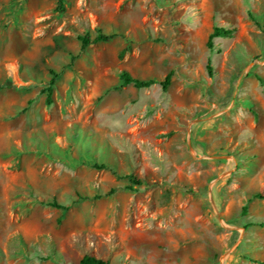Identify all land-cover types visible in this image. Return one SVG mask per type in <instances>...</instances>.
Segmentation results:
<instances>
[{
    "label": "rangeland",
    "instance_id": "1",
    "mask_svg": "<svg viewBox=\"0 0 264 264\" xmlns=\"http://www.w3.org/2000/svg\"><path fill=\"white\" fill-rule=\"evenodd\" d=\"M54 6L0 0V264H264V0Z\"/></svg>",
    "mask_w": 264,
    "mask_h": 264
},
{
    "label": "trees",
    "instance_id": "2",
    "mask_svg": "<svg viewBox=\"0 0 264 264\" xmlns=\"http://www.w3.org/2000/svg\"><path fill=\"white\" fill-rule=\"evenodd\" d=\"M64 11H65V0H55L54 12L57 14H63ZM94 32H95V35L92 37L88 33L75 35L76 40L79 41V43H80V50L81 51L84 50L90 44L94 45L97 43L107 42L115 36L114 33H104L99 28L96 29ZM232 32H233V30L229 29V28L213 26L211 29V32L208 34L206 42H205V46L208 49V51H211L213 49V42L212 41L214 38H219V37L229 38L232 36ZM129 50H130V48L128 46H125L124 48H122L118 53V59H122L124 53L129 51ZM73 59H74V57L71 58V60H73ZM205 68H206L208 75H211V68H210V60L209 59L206 61ZM49 72H50V78L47 81L46 85L40 91L42 94L45 95L44 103L46 106H49L52 103L51 95H52V92H53L54 87H55L56 79L58 77V73H56L54 71H49ZM171 75H172L171 71L166 73L163 76L162 80H160V81H156L153 79L140 80V79L133 78L126 71H121L119 74V79H120L122 85H132L135 89L149 88L151 85L158 83L161 90L164 92V91H166L168 85L170 84ZM256 79H257L259 85L261 86L262 92L264 94V81L259 76H256ZM1 86L9 87V86H11V83L5 82ZM93 166L97 169H106L107 168L103 164H100V165L94 164ZM128 177L131 180V183H133V184H139L140 183V180L137 179L134 175H129ZM128 189H132V186L128 185ZM112 191L113 190L111 189L110 192H112ZM253 197L259 198V199L264 198V196L259 194V193H256L255 195H253ZM48 205L51 207L60 209V210H66L68 208L65 205L57 203L55 200H52L51 202H49ZM245 211H246V207L243 206L241 208V213L244 215ZM260 225H263V223H260ZM72 264H109V261L105 260L103 258L94 256V255H91V254H89V255L84 254L76 263H72Z\"/></svg>",
    "mask_w": 264,
    "mask_h": 264
},
{
    "label": "crops",
    "instance_id": "3",
    "mask_svg": "<svg viewBox=\"0 0 264 264\" xmlns=\"http://www.w3.org/2000/svg\"><path fill=\"white\" fill-rule=\"evenodd\" d=\"M104 33H105V32H104ZM114 34H115V33H114ZM115 36H116V34H115ZM115 36H114V37H115ZM114 37H113V38H114ZM113 38H112V39H113ZM110 40H111V39H110ZM110 40H109V41H110ZM107 42H108V41H107ZM102 43H103V42H102ZM97 44H98V43H97ZM123 48H124V47H123ZM118 53H119V52H118ZM117 56H118V55H117ZM133 78H134V77H133ZM136 79H137V78H136ZM141 80H142V79H141ZM146 80H147V79H146ZM153 80H154V79H153ZM156 81H158V80H156Z\"/></svg>",
    "mask_w": 264,
    "mask_h": 264
}]
</instances>
